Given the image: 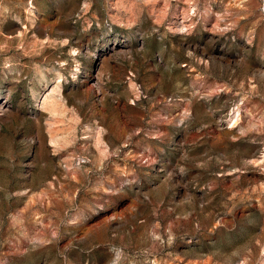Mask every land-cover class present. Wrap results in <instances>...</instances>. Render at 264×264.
Masks as SVG:
<instances>
[{"label": "rangeland", "instance_id": "374dc122", "mask_svg": "<svg viewBox=\"0 0 264 264\" xmlns=\"http://www.w3.org/2000/svg\"><path fill=\"white\" fill-rule=\"evenodd\" d=\"M7 95L0 264H264V0H0Z\"/></svg>", "mask_w": 264, "mask_h": 264}, {"label": "bare ground", "instance_id": "6f19581e", "mask_svg": "<svg viewBox=\"0 0 264 264\" xmlns=\"http://www.w3.org/2000/svg\"><path fill=\"white\" fill-rule=\"evenodd\" d=\"M33 3V1H31V4ZM129 46V41H125L123 43H117L114 42L113 44H111L110 46H108L106 48V52H112L114 50H121L124 51L126 54H131V49ZM124 53V55H125ZM44 104L47 108H49L54 114L59 115V113H61L62 110V101L59 99V97L57 95H47L44 97ZM12 103L10 101V97L7 96H3L0 97V121L2 119V115L8 113L11 109ZM61 128L57 127H53V134H52V138L54 141H57L58 139H60V132Z\"/></svg>", "mask_w": 264, "mask_h": 264}]
</instances>
